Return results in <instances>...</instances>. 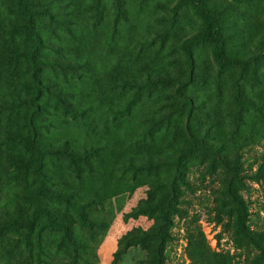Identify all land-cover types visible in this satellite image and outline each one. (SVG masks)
<instances>
[{"label": "rangeland", "instance_id": "1", "mask_svg": "<svg viewBox=\"0 0 264 264\" xmlns=\"http://www.w3.org/2000/svg\"><path fill=\"white\" fill-rule=\"evenodd\" d=\"M202 1L242 66L185 0H28L37 49L0 0V264H264V0Z\"/></svg>", "mask_w": 264, "mask_h": 264}, {"label": "trees", "instance_id": "2", "mask_svg": "<svg viewBox=\"0 0 264 264\" xmlns=\"http://www.w3.org/2000/svg\"><path fill=\"white\" fill-rule=\"evenodd\" d=\"M185 1H187L191 5V7L196 12V14L201 18V20L205 25V29L203 31L188 36L184 40V44H188L191 42H204V41L211 42L213 47L212 48L213 60L219 66H235V67L242 66L244 64V61L231 59L226 56L224 37L217 23L214 21L211 13L208 11L203 1L202 0H185ZM16 2L18 9L24 18L21 29L25 34L26 38H28L32 42L34 49H37L41 47L42 42L40 37L32 29L34 11L30 8L28 0H16ZM33 62L35 64L41 63L39 60H35L34 57H33ZM244 217L245 216L243 209L241 206H239L238 219H237L238 229L242 233H247ZM50 223H52L54 227L64 228V226L61 224L59 225L56 224L55 222H50Z\"/></svg>", "mask_w": 264, "mask_h": 264}]
</instances>
